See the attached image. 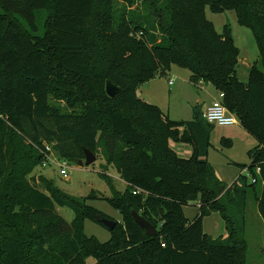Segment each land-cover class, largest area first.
Instances as JSON below:
<instances>
[{
	"label": "trees",
	"instance_id": "trees-1",
	"mask_svg": "<svg viewBox=\"0 0 264 264\" xmlns=\"http://www.w3.org/2000/svg\"><path fill=\"white\" fill-rule=\"evenodd\" d=\"M109 1L0 0V264H87L90 257L93 264H247L251 197L264 222V68L255 61L242 81L231 25L218 32L205 10H235L264 67V0H145L149 19L122 11L117 21L100 7ZM172 65L224 92L226 107L257 139L251 164L242 165L252 182L243 174L231 185L220 179L207 159L215 124L203 109L175 121L137 96ZM108 80L120 87L116 97ZM52 93L65 98L64 108L52 107ZM172 140L191 144L192 155L180 156ZM47 145L75 163L101 146L107 169H118L126 188L113 186L108 201L122 222L109 229V241L86 234L87 218L105 225L100 218L108 217L87 197L45 176L30 178ZM196 201L199 212L189 219L184 207ZM56 205L72 208L73 221ZM134 210L157 227L155 235L136 223ZM214 212L225 219L226 236L204 232L203 219Z\"/></svg>",
	"mask_w": 264,
	"mask_h": 264
},
{
	"label": "rangeland",
	"instance_id": "rangeland-1",
	"mask_svg": "<svg viewBox=\"0 0 264 264\" xmlns=\"http://www.w3.org/2000/svg\"><path fill=\"white\" fill-rule=\"evenodd\" d=\"M133 6L121 0H111L101 9H108L116 17L126 11L128 16L134 11L137 15L148 18V9L144 6L145 0H136ZM205 15L211 20L218 32L223 31L225 24L229 23L233 29L235 42L240 48L237 75L242 81L248 80L249 67L259 61L261 68L263 63L260 60L259 47L253 31L238 22L235 10H226L221 13L213 12L209 6L206 7ZM158 41H160L159 34ZM171 80L173 82H171ZM137 96L159 106L163 112L175 121H191L197 111H202L206 103L218 97V91L211 82L194 83L191 80V71L188 68L172 65L166 75H158L149 82L142 84L136 90ZM51 105L55 109L66 106V100L51 94ZM197 106V107H196ZM230 140V142L228 141ZM210 147L207 159L214 166L218 176L225 183L231 185L243 174L253 181L248 167L252 159L250 151L257 146V139L252 136L240 122L234 125H214L210 135ZM99 139V145H101ZM173 149L182 157H190L193 153V146L189 143L171 141ZM100 151L96 153L97 160L91 165H81L75 162L67 163L68 175L60 173V166L57 162L48 165L37 166L31 177H41L54 181L56 185L65 192L81 198L87 197V203L102 211L109 218L122 222V214L109 201L113 196V186L116 190L124 191L126 182L120 177L115 166L106 167V157ZM58 158V157H57ZM85 159V158H84ZM105 169H107L105 171ZM101 173H106L113 181L111 185L107 178ZM42 189L44 188L41 185ZM92 192L96 198H91ZM56 211L68 222H72L75 213L72 208L56 205ZM185 215L193 219L199 212L198 202H191L184 207ZM246 237L248 241L247 264H264V222L259 216L254 198H250L246 216ZM226 221L221 214L215 212L203 219V230L213 238L226 236L228 233ZM85 232L88 236H95L100 242H107L111 238V231L103 224L87 218L85 220ZM95 259L90 257L87 264H93Z\"/></svg>",
	"mask_w": 264,
	"mask_h": 264
},
{
	"label": "built area",
	"instance_id": "built-area-1",
	"mask_svg": "<svg viewBox=\"0 0 264 264\" xmlns=\"http://www.w3.org/2000/svg\"><path fill=\"white\" fill-rule=\"evenodd\" d=\"M171 82H173L171 80ZM224 92H219L218 97L215 98L204 110L203 117L205 120L211 124L216 125H234L239 122L237 115L229 111L223 102ZM46 159L43 161L42 165L46 166L51 162H57L60 166V173L63 176L68 175L67 163L65 160L60 159L54 152L51 145L46 146ZM58 157V158H57ZM136 193V191H135ZM165 245V244H163Z\"/></svg>",
	"mask_w": 264,
	"mask_h": 264
},
{
	"label": "water",
	"instance_id": "water-1",
	"mask_svg": "<svg viewBox=\"0 0 264 264\" xmlns=\"http://www.w3.org/2000/svg\"><path fill=\"white\" fill-rule=\"evenodd\" d=\"M106 91L109 96L116 97L120 92V87L114 84L111 80L107 81L106 84ZM97 160V156L94 152L89 149L85 150V159L79 160L78 164L81 165H91ZM133 216L135 218L136 223L146 231V234L149 236H153L157 233V227L148 219H146L143 215L138 213L136 210L133 211ZM100 220L106 225V227L110 230H113L116 225L117 221L108 218V217H101Z\"/></svg>",
	"mask_w": 264,
	"mask_h": 264
},
{
	"label": "crops",
	"instance_id": "crops-1",
	"mask_svg": "<svg viewBox=\"0 0 264 264\" xmlns=\"http://www.w3.org/2000/svg\"><path fill=\"white\" fill-rule=\"evenodd\" d=\"M200 83H202V82H200ZM215 97H216V96L213 97V100L215 99ZM213 100H212V101H213ZM212 101H211V102H212ZM211 102L205 104V106L203 107V111L206 109V107H207ZM238 123H239V122H238ZM240 124H241V123H240ZM214 213H215V212H214Z\"/></svg>",
	"mask_w": 264,
	"mask_h": 264
}]
</instances>
